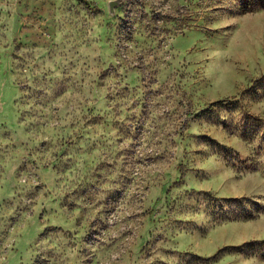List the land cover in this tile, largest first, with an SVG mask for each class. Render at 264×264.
I'll use <instances>...</instances> for the list:
<instances>
[{
    "label": "rangeland",
    "instance_id": "rangeland-1",
    "mask_svg": "<svg viewBox=\"0 0 264 264\" xmlns=\"http://www.w3.org/2000/svg\"><path fill=\"white\" fill-rule=\"evenodd\" d=\"M109 1L0 0V264H264V0Z\"/></svg>",
    "mask_w": 264,
    "mask_h": 264
},
{
    "label": "water",
    "instance_id": "water-1",
    "mask_svg": "<svg viewBox=\"0 0 264 264\" xmlns=\"http://www.w3.org/2000/svg\"><path fill=\"white\" fill-rule=\"evenodd\" d=\"M120 2V0H110L108 3L110 11L112 12L114 10L115 5L119 4Z\"/></svg>",
    "mask_w": 264,
    "mask_h": 264
},
{
    "label": "trees",
    "instance_id": "trees-1",
    "mask_svg": "<svg viewBox=\"0 0 264 264\" xmlns=\"http://www.w3.org/2000/svg\"><path fill=\"white\" fill-rule=\"evenodd\" d=\"M224 100H226V99H221V100H218V101H217V103H219V102H222V101H224Z\"/></svg>",
    "mask_w": 264,
    "mask_h": 264
}]
</instances>
